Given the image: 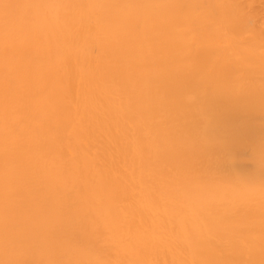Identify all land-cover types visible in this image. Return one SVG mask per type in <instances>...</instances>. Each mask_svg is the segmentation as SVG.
I'll list each match as a JSON object with an SVG mask.
<instances>
[{
	"label": "snow or ice",
	"instance_id": "1",
	"mask_svg": "<svg viewBox=\"0 0 264 264\" xmlns=\"http://www.w3.org/2000/svg\"><path fill=\"white\" fill-rule=\"evenodd\" d=\"M257 9L0 0V264H264Z\"/></svg>",
	"mask_w": 264,
	"mask_h": 264
},
{
	"label": "bare ground",
	"instance_id": "2",
	"mask_svg": "<svg viewBox=\"0 0 264 264\" xmlns=\"http://www.w3.org/2000/svg\"><path fill=\"white\" fill-rule=\"evenodd\" d=\"M224 2L241 3V2H243V0H224ZM256 3L258 4L259 0H256ZM261 23H264V21H261L259 9H257V12L253 18V24H254V27H255L257 33L259 32ZM209 42H212V41L209 40ZM216 43H219V41H216ZM97 47L100 48V51L96 52V53L89 52L83 48L78 49V50H73L72 54H73L74 62H73L72 69H71L73 77L77 72L82 71L87 65L91 64L93 61L100 62L106 57L107 52L105 51V49L103 47H101L99 45V43L97 44ZM72 86H73V92H75V80L74 79L72 82ZM66 103L68 105L74 107L75 101L73 99V95H69L67 97ZM81 115H83V112H81ZM189 118H191V116ZM219 118L222 122H225V123L233 121L236 119V117L231 112H229L227 110H222L219 114ZM255 125H256L257 131H258L259 125H260V117H259L258 110H257L256 117H255ZM64 132H65V141H66V144L68 145L69 148H72L75 146H80L82 151L87 150L88 141L86 139H84L83 136H81L79 134L78 128H77V123H76L75 119L69 121L64 126ZM92 142L94 145L97 143L95 139H93Z\"/></svg>",
	"mask_w": 264,
	"mask_h": 264
}]
</instances>
